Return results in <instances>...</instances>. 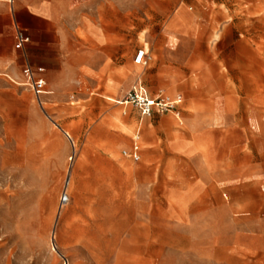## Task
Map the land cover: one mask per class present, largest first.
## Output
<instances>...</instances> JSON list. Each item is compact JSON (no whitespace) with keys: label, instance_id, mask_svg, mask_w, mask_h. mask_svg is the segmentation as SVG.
<instances>
[{"label":"rangeland","instance_id":"obj_1","mask_svg":"<svg viewBox=\"0 0 264 264\" xmlns=\"http://www.w3.org/2000/svg\"><path fill=\"white\" fill-rule=\"evenodd\" d=\"M128 2L98 23L108 68L83 56L43 107L0 95V264H264V0ZM137 82L180 114L118 103Z\"/></svg>","mask_w":264,"mask_h":264},{"label":"crops","instance_id":"obj_2","mask_svg":"<svg viewBox=\"0 0 264 264\" xmlns=\"http://www.w3.org/2000/svg\"><path fill=\"white\" fill-rule=\"evenodd\" d=\"M90 1L92 0H0V88L3 89L0 90V95L23 97L29 91L38 102L26 85V77L22 72L26 65L31 66L34 76L42 77L46 82L45 92L39 96L42 107L47 96L54 93L47 87H61L70 79L76 81L77 69L82 64H89L87 57L83 56H91L92 61V56L100 58L101 68H108V59L110 55H114L118 46H109L108 36L98 23H134L139 17L134 14V3L128 2L133 0H99L94 16L88 10ZM175 21L176 17L167 18L166 14L158 19V22L168 23L170 31ZM17 30L28 38L20 48H15ZM87 40L96 46L89 45ZM139 49H143L146 54L148 52L144 46ZM38 68H42V71H38ZM158 95L172 99L178 94L170 98L158 91L150 96ZM23 100L20 109L22 114H39L34 108L30 110L28 101Z\"/></svg>","mask_w":264,"mask_h":264},{"label":"built area","instance_id":"obj_3","mask_svg":"<svg viewBox=\"0 0 264 264\" xmlns=\"http://www.w3.org/2000/svg\"><path fill=\"white\" fill-rule=\"evenodd\" d=\"M28 41V38L22 31L17 30L15 34V48H20L24 42ZM148 62L147 54L143 49H139L134 56V63L146 65ZM38 71H42V68H38ZM23 74L26 77V85L33 92L37 100L39 96L45 92L46 82L42 77L34 76V72L30 65H26L22 69ZM132 102L136 105L141 116H150L152 114H159L163 112H172L177 116L180 114V104L182 102V96L176 95L172 99L163 98L161 95L151 97L146 89L139 83H135L125 94L122 103ZM138 133L136 132L133 144L130 149H123L122 155L128 157L134 161L140 158V144L138 142ZM68 200V195L63 192L60 195V205L64 204Z\"/></svg>","mask_w":264,"mask_h":264},{"label":"bare ground","instance_id":"obj_4","mask_svg":"<svg viewBox=\"0 0 264 264\" xmlns=\"http://www.w3.org/2000/svg\"><path fill=\"white\" fill-rule=\"evenodd\" d=\"M120 102H121V100L118 101V103H120ZM68 183H69V179L68 180L66 179L65 184H68Z\"/></svg>","mask_w":264,"mask_h":264}]
</instances>
